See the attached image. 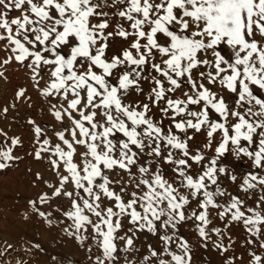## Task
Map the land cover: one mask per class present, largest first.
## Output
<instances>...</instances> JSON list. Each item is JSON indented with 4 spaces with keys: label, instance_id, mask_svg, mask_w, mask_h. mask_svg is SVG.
<instances>
[{
    "label": "snow or ice",
    "instance_id": "snow-or-ice-1",
    "mask_svg": "<svg viewBox=\"0 0 264 264\" xmlns=\"http://www.w3.org/2000/svg\"><path fill=\"white\" fill-rule=\"evenodd\" d=\"M13 11L20 14L10 17ZM117 38L127 46L113 52ZM0 42L10 53L3 64L29 70L62 129L54 125L50 137L28 120L34 158L47 159L54 175L44 181L51 192L29 204L52 227V213L38 204L66 198L62 217L70 223L61 230L78 247L95 243L92 264H192V247L179 234L188 222L203 247L211 243L222 255L234 223L255 238L246 244L264 249V195L252 207L221 186L227 177L239 179L245 194L264 192V0H0ZM197 133L206 143L193 149ZM19 145L11 138L0 149V172L19 159ZM229 156L249 171L238 175ZM117 170L132 191L110 179ZM145 232L158 240L146 254L136 246ZM249 255L250 264H264V256ZM49 264L74 260L52 256Z\"/></svg>",
    "mask_w": 264,
    "mask_h": 264
},
{
    "label": "rangeland",
    "instance_id": "rangeland-1",
    "mask_svg": "<svg viewBox=\"0 0 264 264\" xmlns=\"http://www.w3.org/2000/svg\"><path fill=\"white\" fill-rule=\"evenodd\" d=\"M19 14L18 11H13L10 17ZM126 46V43L117 38V42L111 51L115 52ZM9 54L4 49L3 42H0V72L3 73L0 76V131L6 133V135L0 134V149L11 146V138L18 137L21 145L16 146L13 150V155L19 159L13 162L9 169L0 172V264H49V258L52 256L63 259L68 255L73 257L74 264H92L96 255H99L95 243L89 240L84 246L78 247L79 242L74 241L72 237L67 236L61 230L70 223L62 217V211L69 206V201L66 198L53 199L51 206L38 204L41 210L52 213L50 217L53 221L52 227H49L47 222L40 218L29 204L30 200L37 199L41 193L51 192L44 181L53 182L54 175L47 159L36 160L34 158V133L28 120H34L42 127L48 128L50 137L53 135L52 127L54 125L57 130L62 129L59 122L55 121L48 111L50 98L43 97L34 87L29 70L15 60L9 64H3ZM43 86L42 82L41 87ZM148 87L149 85L145 83L146 91ZM20 89L26 90L25 96L17 99L16 94ZM131 99L133 101L143 100V96L137 97L133 93ZM52 102L55 103L56 101L53 100ZM6 107L8 112L4 114L3 109ZM164 123L167 125L169 121L165 120ZM53 139L55 142V138ZM204 143H206L204 133L195 134L194 139L189 141L193 149L202 147ZM208 154L211 155L212 153L209 152ZM227 163L233 166L238 175H243L249 171L247 164L235 162L231 156L228 157ZM155 167L156 163H153V169ZM163 168L168 176L172 175L170 165L164 164ZM193 168H196V165H193ZM132 171L135 172L136 169L133 168ZM117 172L119 175L109 173L110 179L122 180L129 185L128 190L132 191L133 187L129 184L128 175L121 170H117ZM37 174L40 178H37ZM240 182L239 179L236 183H232L227 177L221 178V186L229 193L246 199L249 206L255 207L256 201L261 195H264V192L256 190L245 194L239 189ZM68 188L72 190L71 185ZM116 190L119 191L118 186ZM192 207H196L195 202ZM210 214L214 218V226L224 229L226 221L216 218V210L210 209ZM128 227L131 225L125 221L124 230L126 231ZM226 231L231 235L233 243L228 253L222 255L213 248L211 243L207 248L202 246L191 222L182 224L179 228V234L188 240L192 247V264H227L226 257L228 259L234 258V264H250V252L255 251L264 256V249L259 248V241L252 245L246 244L247 239L255 238L249 237L242 225L234 223ZM138 236L136 246L141 249L142 253L146 254V245L148 244L157 247L158 240L156 237L146 232L138 233ZM212 239L216 240L217 237L213 235ZM35 243L41 244V250H37L33 246ZM224 243L225 245L229 244V240L225 238ZM88 247L93 249L92 253L87 251ZM89 256H91V260H89ZM139 258V255L135 257V259Z\"/></svg>",
    "mask_w": 264,
    "mask_h": 264
}]
</instances>
